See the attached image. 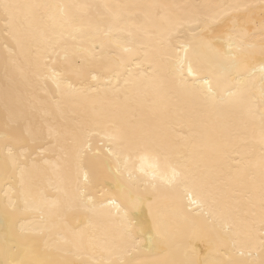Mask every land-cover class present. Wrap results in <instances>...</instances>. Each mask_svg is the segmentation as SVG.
Segmentation results:
<instances>
[{"label":"snow or ice","instance_id":"obj_1","mask_svg":"<svg viewBox=\"0 0 264 264\" xmlns=\"http://www.w3.org/2000/svg\"><path fill=\"white\" fill-rule=\"evenodd\" d=\"M259 4V33L248 29L249 23L255 25L254 20L235 15L255 4L203 6L214 10L210 13L190 5L187 7L193 11L186 14L188 18L169 21L166 30L153 26L149 31L141 25L143 41L128 32L127 40L113 38L117 51L93 42L90 48L74 46L69 54L61 44V29L71 23L65 12L68 6L0 0L5 34L15 43L9 53L11 62L17 64L19 55L29 65L32 79H26L33 90L31 110L42 111L47 118L36 123L21 112L5 123L6 158L0 178L10 189L17 171L20 177L18 199L10 198L6 208L16 212L22 204L24 212H39L42 226L29 222L18 230H6L0 264H71L53 259V254L86 256L91 264H264V0ZM57 8L60 17L54 12ZM144 15L147 19L156 13ZM185 28L190 41L184 38ZM220 30L227 36L224 41L216 35ZM111 32L109 28L108 34ZM174 40L183 56H172ZM190 49L196 50L192 58ZM61 51L60 68L50 69L49 61ZM170 60L174 63H166ZM257 63L259 75L253 70ZM113 65L128 68L126 75L114 77V85L109 80L103 86H74L73 77L81 84L88 78L95 81ZM131 65L140 71H132ZM197 75L199 79L189 87L187 78ZM47 80L56 85L55 93L47 88ZM214 82H234L235 86L217 95ZM177 89L193 95L188 113L190 137L184 143H176L165 130L166 110L148 130L132 134L115 122L102 133L86 126L84 113L76 111L96 91L111 93L116 102L127 104L142 103L153 95L164 99ZM45 104L54 105L55 113L42 108ZM93 113L97 121H114V116L103 111L94 109ZM238 115L246 119L237 120ZM44 127L47 138L40 134ZM257 130L260 156L254 160L233 146L231 138L241 143L255 141ZM25 133L33 143L37 139L49 142V151L58 160L52 165L59 174L55 187L41 175L42 165L50 161L29 155ZM94 135L109 144L103 159L99 151H93ZM217 135L226 140V146L217 143L213 148L226 163L206 155ZM13 143L18 146L16 152ZM38 154L43 157V150ZM212 173L215 178H210ZM45 182L56 197L45 194ZM165 202L167 215L160 212ZM193 216L203 219L206 233L205 246L199 252L176 244L183 227L195 222ZM11 223L14 226L19 221Z\"/></svg>","mask_w":264,"mask_h":264},{"label":"bare ground","instance_id":"obj_2","mask_svg":"<svg viewBox=\"0 0 264 264\" xmlns=\"http://www.w3.org/2000/svg\"><path fill=\"white\" fill-rule=\"evenodd\" d=\"M7 3L16 4H50V5H66L65 12L69 18H71L70 24H65L61 31L64 33V38L61 41L63 47L68 49L69 54L74 46L79 45L83 48H90L91 44L95 42L96 44L103 43L105 50L117 51L116 45L113 43V38L119 37L121 39H129L128 32L133 34V37L138 41H143V31L140 26L143 25L145 30H152L153 26L157 29L163 31L169 27V21L176 22L178 19H186L187 13L193 11L187 6L198 5L201 6L199 11L201 13H210L214 11L211 8H206L203 6L215 5V4H236V3H252L256 7L248 10L247 12L236 13L245 20H254L255 25L249 23V31L259 33L260 22H261V8L259 0H3ZM73 5H85L86 8L72 7ZM120 5V8L116 6ZM147 5H171V6H181V7H170L167 9H148L147 7H133V6H147ZM57 17H60V9L54 10ZM154 12L156 15L151 18L145 17L144 13ZM166 16L167 20L161 19V17ZM211 27L215 28L216 25ZM109 28L112 29L109 35ZM45 30L46 29H42ZM184 38L186 40H191V35L187 28L183 29ZM216 35L221 37V41L227 39V36L223 34V30H220ZM75 37V39H73ZM175 44V49L172 52V56H183L184 52L179 48V44L173 41ZM15 48V43L9 35L5 34V26L2 22V9H0V176H2V171L4 167V162L6 158V152L3 150V144L5 141L2 139L3 133L5 131V123L13 115H18L23 112L26 113L33 122H40L43 119H47L43 116L42 111H32V96L33 90L28 86L27 79H32L31 69L29 65L23 61L22 57H15L18 63L13 64L11 62L12 57L9 53ZM195 49H190L188 52L189 58H192L195 54ZM18 52V50H17ZM201 54H205L204 50H201ZM64 52H60V56L53 57L52 61H49L50 69H58L61 66V57H63ZM166 63L171 64L174 61H166ZM144 67H148L144 65ZM259 63L254 66V71L259 75ZM131 70L134 72H139L140 69L136 68L135 65L130 66ZM128 68L117 67L113 65L108 70L100 72L98 80L93 81L91 78L84 81L82 84L75 81L73 77L74 86L88 87L89 85H105L109 80L112 84H115V76L126 75ZM186 74V73H185ZM201 75L203 73H200ZM27 78V79H26ZM63 79V77H61ZM190 82L189 87H191V82L199 79V75L187 78ZM47 88L55 93L56 85L51 81H45ZM234 82L232 84L228 83H213V88L217 95H223L228 88L234 87ZM199 87V85H197ZM38 95L42 99H47L43 92H39ZM140 99V98H138ZM193 105V95L190 92H185L182 90H174L168 94L167 97L161 99L156 96H150L144 102H129L125 104L124 102H116L111 93H106L104 91L92 92L86 101H83V108H78L77 113H84V119L87 121L88 127L98 128L100 132L109 131L108 125L112 122L117 123L126 133H138L141 131L148 130L153 126L158 117L161 115L162 111H167L168 119L166 131L172 137L176 143H184L185 138L190 137L189 131V120L188 113L190 112ZM42 108L47 109L55 113V106H49L47 104L43 105ZM103 111L110 116H114V121L112 119H105L97 121L93 110ZM58 117V114H57ZM239 119H246L242 115L236 117ZM27 127V123L25 124ZM224 137L228 136V132L221 130ZM40 134L47 138L48 129L44 127L41 129ZM26 143L25 147L29 150V155L36 156L37 159L42 160L47 158L50 163L47 165H42V177L45 181H52L53 186H56L58 181V172L56 168L52 165L58 163L57 157L49 151V142L37 139L36 143H33L31 139L27 138V133H25ZM51 141L50 143H54ZM93 151H99L101 153V159L107 156V149L109 144L106 139L102 136H92L91 138ZM219 143L221 146H226V140H222L220 135H217L214 140L209 145L206 155L210 159H219L223 163L224 158L214 150L213 145ZM231 144L242 151L245 155H250L252 159L258 160L260 156V144L258 142V130L257 139L255 141H249L248 143H241L237 138H231ZM13 151L16 152L17 145L12 144ZM43 150L44 156L41 157L38 153ZM19 158V153H16ZM19 172L15 173V180L9 189L4 185L3 179L0 178V259H4L3 255V233L10 227H14V230H18L21 224H28L29 222H34L38 226L41 225V215L39 212L29 211L24 212L23 205L18 204V211L13 212L11 209H7L6 205L11 198L12 200L18 199L17 189L19 186ZM210 178H215V173L211 174ZM27 180L28 177L26 176ZM80 179H83L81 175ZM45 189V194L54 198L57 193L50 189L45 182L43 185ZM197 195L193 192V196ZM187 203V200L184 201ZM160 212L163 215H167L168 207L167 202L163 203ZM144 215H147V209L144 210ZM19 221V223L12 225V221ZM194 223L185 225L182 229V234L178 235L176 244L178 247L184 248L188 251L195 250L199 252L200 248L204 247V241L206 238V233L204 232V223L201 217L193 216ZM12 255H19L18 253H12ZM52 258L58 261L69 260L71 264H91V261L85 256L81 259L76 257H60L59 255L53 254ZM161 257L160 259H164Z\"/></svg>","mask_w":264,"mask_h":264}]
</instances>
